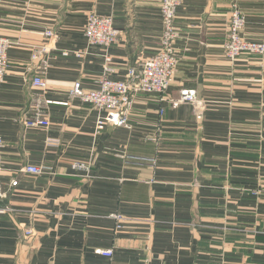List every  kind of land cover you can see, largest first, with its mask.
Listing matches in <instances>:
<instances>
[{
  "label": "crops",
  "instance_id": "obj_1",
  "mask_svg": "<svg viewBox=\"0 0 264 264\" xmlns=\"http://www.w3.org/2000/svg\"><path fill=\"white\" fill-rule=\"evenodd\" d=\"M161 2L0 0V36L12 42L0 88V264H264V56L226 54L235 5L243 36L264 41V0H184L166 100L135 96L130 130H100L101 114L70 94L105 77L88 17H113L108 76L125 81L161 50ZM40 76L45 90L32 86ZM185 90L198 104L174 105ZM38 99L49 128L24 124Z\"/></svg>",
  "mask_w": 264,
  "mask_h": 264
},
{
  "label": "built area",
  "instance_id": "obj_2",
  "mask_svg": "<svg viewBox=\"0 0 264 264\" xmlns=\"http://www.w3.org/2000/svg\"><path fill=\"white\" fill-rule=\"evenodd\" d=\"M184 0H162L160 13L163 24V35L161 50L154 56L147 59L140 66H132L128 69L127 79L124 81L115 80L108 76L113 73L112 58L108 53L109 49L118 41L119 31L114 27L112 16L91 14L87 19L85 36L92 46L104 48L107 53L104 57L106 68L105 77L100 81L99 88L91 92H85L81 82L74 84L70 91L71 96L78 97L82 101L93 106L101 116L98 120V128L101 130L106 125L114 127L131 129L130 114L133 107L134 97L137 95H156L160 97L161 102L166 100V94L170 89L172 80L178 67V57L175 51V44L179 38L176 28V18L178 10ZM246 26V19L237 5L234 6L231 17V27L228 32L226 43V54L228 58L235 61L244 55L264 56V41H255L243 36ZM46 36L52 41L57 39V34L48 31ZM12 42L0 36V88L5 83L8 73V53ZM47 52L46 49L42 53ZM38 56H34L37 60ZM32 86L39 90L47 88L46 81L40 77H34ZM183 103L198 104L196 93L193 91H183L178 101L174 104L179 106ZM44 102L37 100L32 117L26 119L24 124L27 127L49 128L50 122L44 114ZM164 115V110L160 112ZM202 119V115L198 116ZM5 148V141L0 136V175L2 171V152ZM76 169H84V166H75ZM27 174L40 176L45 174L46 169L37 166H26L23 170ZM17 181L12 182L11 187H16ZM8 191L0 182V210L1 201L7 197ZM114 218L120 220L119 216ZM26 237H32V232L27 231ZM105 257L112 258L113 251H98Z\"/></svg>",
  "mask_w": 264,
  "mask_h": 264
},
{
  "label": "water",
  "instance_id": "obj_3",
  "mask_svg": "<svg viewBox=\"0 0 264 264\" xmlns=\"http://www.w3.org/2000/svg\"><path fill=\"white\" fill-rule=\"evenodd\" d=\"M1 204L4 208H7L8 207V199L7 198H3L2 201H1Z\"/></svg>",
  "mask_w": 264,
  "mask_h": 264
}]
</instances>
